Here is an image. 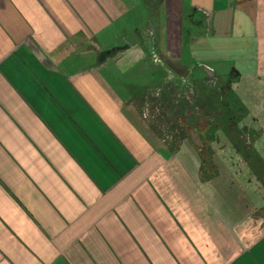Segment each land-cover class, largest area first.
I'll list each match as a JSON object with an SVG mask.
<instances>
[{
    "label": "crops",
    "instance_id": "obj_1",
    "mask_svg": "<svg viewBox=\"0 0 264 264\" xmlns=\"http://www.w3.org/2000/svg\"><path fill=\"white\" fill-rule=\"evenodd\" d=\"M227 69L260 124L264 0H0V264H264V142L234 171L137 107Z\"/></svg>",
    "mask_w": 264,
    "mask_h": 264
},
{
    "label": "rangeland",
    "instance_id": "obj_2",
    "mask_svg": "<svg viewBox=\"0 0 264 264\" xmlns=\"http://www.w3.org/2000/svg\"><path fill=\"white\" fill-rule=\"evenodd\" d=\"M154 60H160L159 56H155ZM225 71L227 74L223 77L209 71L206 77H197V81L190 79L188 74L187 77L182 75L179 87L170 83V78L165 82L169 85H165L164 90L159 88V93L152 92L142 98L137 107L161 141L170 144L194 142L204 158L225 153L233 159L230 167L236 171L237 157L243 154L253 156L251 147L246 148L252 145L254 139L264 142V133H256L258 128H262L260 124H264V117L259 118L258 124V118L251 115L254 107L261 108L252 100L256 90L253 81L239 80L233 70ZM261 104L264 107V102ZM243 112L245 116H242ZM245 183L246 189L251 188L254 192L264 190L262 184L260 187L253 186L255 182L251 179ZM260 216L264 218L263 212Z\"/></svg>",
    "mask_w": 264,
    "mask_h": 264
}]
</instances>
